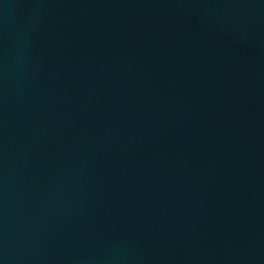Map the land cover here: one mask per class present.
I'll list each match as a JSON object with an SVG mask.
<instances>
[{"label": "water", "instance_id": "obj_1", "mask_svg": "<svg viewBox=\"0 0 264 264\" xmlns=\"http://www.w3.org/2000/svg\"><path fill=\"white\" fill-rule=\"evenodd\" d=\"M0 264H264V0H0Z\"/></svg>", "mask_w": 264, "mask_h": 264}]
</instances>
